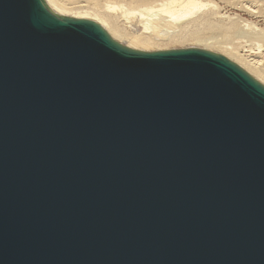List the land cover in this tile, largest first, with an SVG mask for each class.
Segmentation results:
<instances>
[{"label": "water", "instance_id": "95a60500", "mask_svg": "<svg viewBox=\"0 0 264 264\" xmlns=\"http://www.w3.org/2000/svg\"><path fill=\"white\" fill-rule=\"evenodd\" d=\"M0 264H264V85L0 0Z\"/></svg>", "mask_w": 264, "mask_h": 264}, {"label": "bare ground", "instance_id": "6f19581e", "mask_svg": "<svg viewBox=\"0 0 264 264\" xmlns=\"http://www.w3.org/2000/svg\"><path fill=\"white\" fill-rule=\"evenodd\" d=\"M102 1L45 0L54 13L94 21L133 50H208L264 85V24L256 21L264 20V0Z\"/></svg>", "mask_w": 264, "mask_h": 264}, {"label": "rangeland", "instance_id": "374dc122", "mask_svg": "<svg viewBox=\"0 0 264 264\" xmlns=\"http://www.w3.org/2000/svg\"><path fill=\"white\" fill-rule=\"evenodd\" d=\"M102 1V0H101ZM103 2V3H102ZM101 4L103 5L105 2L102 1ZM91 6V5H90ZM91 8H93V6H91ZM243 14V17L244 18H247V19H252V18H249V16L247 17L245 13H242ZM255 20V19H254ZM256 21H261L260 24L263 25L264 24V20L263 19H260V20H256ZM263 28H264V25H263ZM176 49H184V48H176ZM188 49V48H186ZM249 52H247L248 54Z\"/></svg>", "mask_w": 264, "mask_h": 264}]
</instances>
